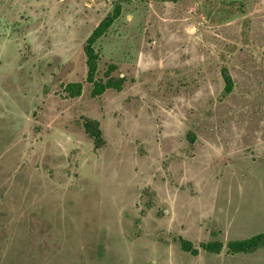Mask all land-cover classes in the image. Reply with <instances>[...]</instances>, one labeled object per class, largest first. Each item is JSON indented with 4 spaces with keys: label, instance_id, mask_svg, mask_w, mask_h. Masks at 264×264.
I'll use <instances>...</instances> for the list:
<instances>
[{
    "label": "rangeland",
    "instance_id": "rangeland-1",
    "mask_svg": "<svg viewBox=\"0 0 264 264\" xmlns=\"http://www.w3.org/2000/svg\"><path fill=\"white\" fill-rule=\"evenodd\" d=\"M261 233L264 0H0V264H264L228 250Z\"/></svg>",
    "mask_w": 264,
    "mask_h": 264
},
{
    "label": "trees",
    "instance_id": "trees-1",
    "mask_svg": "<svg viewBox=\"0 0 264 264\" xmlns=\"http://www.w3.org/2000/svg\"><path fill=\"white\" fill-rule=\"evenodd\" d=\"M171 2H178L180 0H165ZM120 15V7H116L114 12L108 14L92 31L90 36L86 41V45L84 47V51L87 57L86 63L88 67L87 81L94 85L93 94H101L107 89L113 88L116 90H120L122 88V80L123 78L119 77L117 80L115 77L111 76V72L115 68V66H111L110 70L106 72V80L98 77L99 72V63L101 60V56L99 51L96 48L97 42L107 34L115 20ZM225 92L231 93L233 88V80L231 75L228 73L225 75ZM66 91L70 96L76 97L81 95L83 84L78 83H69L66 85ZM85 130L90 135L91 138L94 139L97 146H100L103 142V133L100 128V124L98 121L94 120H86L84 123ZM264 245V233L257 234L255 236L246 238V239H237L231 240L228 243V250L230 253H250L257 250L260 246ZM207 251L213 253H220L223 247L222 242L219 241H211L202 245ZM182 247L186 251H191L197 253L198 250L193 247L192 243L187 240H182Z\"/></svg>",
    "mask_w": 264,
    "mask_h": 264
}]
</instances>
